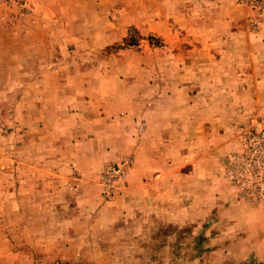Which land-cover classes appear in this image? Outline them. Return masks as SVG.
Instances as JSON below:
<instances>
[{
    "label": "rangeland",
    "instance_id": "obj_1",
    "mask_svg": "<svg viewBox=\"0 0 264 264\" xmlns=\"http://www.w3.org/2000/svg\"><path fill=\"white\" fill-rule=\"evenodd\" d=\"M0 264H264V0H0Z\"/></svg>",
    "mask_w": 264,
    "mask_h": 264
},
{
    "label": "trees",
    "instance_id": "obj_2",
    "mask_svg": "<svg viewBox=\"0 0 264 264\" xmlns=\"http://www.w3.org/2000/svg\"><path fill=\"white\" fill-rule=\"evenodd\" d=\"M130 41V40H129ZM129 43V42H128Z\"/></svg>",
    "mask_w": 264,
    "mask_h": 264
}]
</instances>
